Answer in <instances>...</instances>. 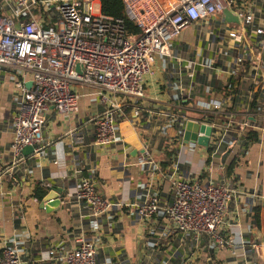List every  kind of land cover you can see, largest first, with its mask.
Listing matches in <instances>:
<instances>
[{"label":"crops","instance_id":"0c3cea01","mask_svg":"<svg viewBox=\"0 0 264 264\" xmlns=\"http://www.w3.org/2000/svg\"><path fill=\"white\" fill-rule=\"evenodd\" d=\"M241 3L228 0L238 13ZM10 11L0 3V13ZM254 11L253 24H235L239 32L226 33L228 23L219 26L218 34L210 31L223 15L199 20L172 41L168 56L156 55L145 79V100L117 99L122 106L116 114L118 140L107 146L94 143L97 120L107 105L94 89L75 85L77 112L65 115L50 107L41 150L23 154L16 163L12 117L21 93L11 72L0 68V175H5L0 180V248L16 246L26 264H65L64 256L83 238L99 246L102 264H264V133L258 142H250L234 132L217 155H212L211 141L201 146L184 139L187 122L205 121L216 106L225 122L229 112L234 129L248 114L254 124L260 118L264 127V38L256 34L263 25L264 0H255ZM48 16L40 5L15 21L17 27L33 19L48 25ZM230 77L236 92L223 89ZM254 98L259 110L252 113ZM72 132L83 142H74ZM145 148L151 163L142 165L138 159ZM165 175L202 185L225 179L231 183L235 193L221 234L234 240L233 249L212 246L207 236L196 239L173 227L163 210L173 199ZM83 179L92 180L106 200L121 205L98 219V228L89 209L76 200ZM37 183L47 188L42 199L34 197ZM152 195L159 197L160 211L145 223L139 211ZM49 251L55 252L52 259Z\"/></svg>","mask_w":264,"mask_h":264},{"label":"built area","instance_id":"2783aa9c","mask_svg":"<svg viewBox=\"0 0 264 264\" xmlns=\"http://www.w3.org/2000/svg\"><path fill=\"white\" fill-rule=\"evenodd\" d=\"M125 17L135 24L140 35L131 36L123 19H111L99 11L100 0H0L11 11L0 13V68L12 74L15 87L21 93L17 111L12 117L14 141L12 152L16 163L21 161L23 149L33 146L41 150L46 113L54 107L59 113L77 112L80 95L75 85L94 89L101 103L107 105L98 118L95 144L107 146L118 140L115 127L116 114L122 106L118 98L142 103L146 98L145 79L151 73L155 56L169 55L172 41L186 29L202 19L223 15L229 8L228 0H122ZM43 5L49 13L47 24L40 20L22 21L17 27L15 18L33 13ZM255 0H242L238 13L243 22L253 24ZM263 25L256 34L264 38ZM241 41L240 36H235ZM239 63L243 59L238 60ZM31 83L28 88L27 84ZM221 111L214 108L215 116ZM226 122H201L217 131L210 139L212 155H217L231 133L242 135L246 130L264 133V127L254 124L248 114L234 129L230 115ZM136 115L138 113L136 112ZM168 117L169 115H164ZM74 142H83L76 137ZM147 148L139 157V164L151 163ZM5 175H0V180ZM173 199L163 210L173 227L182 235L196 239L207 236L216 247L233 249L235 242L221 234L228 203L235 189L228 180L210 181L204 185L198 180L167 177ZM13 179V178H12ZM76 200L89 209L93 226L120 204L106 200L94 182L83 179L76 190ZM160 211V199L152 195L140 208V216L147 223ZM235 254V252H234ZM55 256L49 251L48 258ZM65 264H102L99 246L80 238L75 248L64 256ZM0 264H26L16 246L0 248Z\"/></svg>","mask_w":264,"mask_h":264},{"label":"trees","instance_id":"16d2710c","mask_svg":"<svg viewBox=\"0 0 264 264\" xmlns=\"http://www.w3.org/2000/svg\"><path fill=\"white\" fill-rule=\"evenodd\" d=\"M100 7H101V14L107 18H111V19H123L125 22V26L129 32V34L131 36H138L140 35V30L139 28L133 24L131 21L127 20V18L125 17V8H124V4L122 0H100ZM236 88V82L233 81L232 77L228 78V82L227 85L223 88L224 90H233L234 92L237 91ZM250 106H251V111L252 113L253 110H259L258 109V101L257 98H254L252 101H250ZM250 111V112H251ZM256 120L258 121V125L261 126V124H259V119L255 117ZM219 121L220 123H224L223 119L220 116V120L218 116H215L213 114H208V118L203 122H207V123H213L215 121ZM234 133L230 134V138H232ZM261 132L258 130H246L243 131L242 135H240V139L242 140H248L250 142H258L261 139ZM234 137V136H233ZM229 139V137H228ZM227 145L225 144L224 147H226ZM211 150V149H210ZM234 162H232L231 164H233ZM234 165V164H233ZM230 169V167H229ZM231 170V169H230ZM229 170V173H231V171ZM34 197H36L37 199H42L46 193H47V188L44 187L41 183H37L34 187ZM259 210H256V214H255V218L259 219Z\"/></svg>","mask_w":264,"mask_h":264},{"label":"water","instance_id":"95a60500","mask_svg":"<svg viewBox=\"0 0 264 264\" xmlns=\"http://www.w3.org/2000/svg\"><path fill=\"white\" fill-rule=\"evenodd\" d=\"M223 17L228 24H241L243 22V18L236 11L229 8L224 10ZM27 87L30 88L31 83H28ZM211 134V126L198 121H189L185 126L184 139L188 142H198L201 146H208ZM22 152L25 156L33 155L35 148L33 146H27Z\"/></svg>","mask_w":264,"mask_h":264},{"label":"rangeland","instance_id":"374dc122","mask_svg":"<svg viewBox=\"0 0 264 264\" xmlns=\"http://www.w3.org/2000/svg\"><path fill=\"white\" fill-rule=\"evenodd\" d=\"M222 25H226V22H225V20H224V18L222 17V16H220L217 20H216V22H215V24H212L211 26H210V31L211 32H213L214 34H218V28H219V26H222ZM225 31H226V33L228 32V31H231V32H239V27H238V25H235V24H230L229 25V28H227V29H224ZM245 35V37L246 38H248V34H244ZM221 42L224 44V47L226 48V46L228 45V43H229V41L226 39V38H224V39H221Z\"/></svg>","mask_w":264,"mask_h":264}]
</instances>
